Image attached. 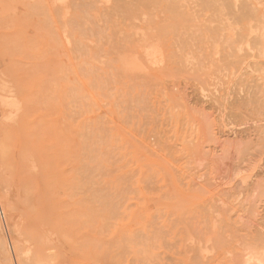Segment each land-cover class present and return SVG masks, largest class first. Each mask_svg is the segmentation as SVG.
<instances>
[{
  "label": "rangeland",
  "instance_id": "374dc122",
  "mask_svg": "<svg viewBox=\"0 0 264 264\" xmlns=\"http://www.w3.org/2000/svg\"><path fill=\"white\" fill-rule=\"evenodd\" d=\"M263 16L0 0V264H264Z\"/></svg>",
  "mask_w": 264,
  "mask_h": 264
},
{
  "label": "bare ground",
  "instance_id": "6f19581e",
  "mask_svg": "<svg viewBox=\"0 0 264 264\" xmlns=\"http://www.w3.org/2000/svg\"><path fill=\"white\" fill-rule=\"evenodd\" d=\"M119 1H120V0H119ZM141 1H143V0H141ZM154 1H155V0H154ZM181 1H182V0H181ZM203 1H204V0H203ZM224 2H225V1H224ZM98 3H99V2H98ZM136 3H137V2H136ZM140 3H141V2H140ZM142 3H143V2H142ZM147 3H148V2H147ZM174 3H175V2H174ZM172 4H173V3H172ZM172 4H171V5H172ZM176 4H177V3H176ZM196 4H197V3H196ZM228 4H229V3H228ZM73 5H74V3H73ZM140 5H141V4H140ZM171 5H170V7H172ZM191 5H192V4H191ZM223 5H224V4H223ZM231 5H232V4H231ZM121 6H122V5H121ZM174 6H176V5H174ZM183 6H184V5H183ZM252 6H253V5L249 6V4H246V3L243 4L242 7H239V6H238V9L241 8V9H239V11L241 10V12H240V13L238 12V15H240L241 20H242V18L246 19V18H245L246 16H248V17H250V16H251V17H252V16H256V17H257L256 12H255L253 9H251V8H254V9L256 10V8H255V7H252ZM71 7H72V5H71ZM163 7H164V6H163ZM167 7H168V6H167ZM170 7H169L168 9H170ZM203 7H204V6H203ZM250 7H251V8H250ZM121 8H122V7H121ZM136 8H137V7H136ZM146 8H147V7H146ZM176 8H177V6H176ZM210 8H211V7H210ZM74 9H75V8H74ZM148 9H149V8H148ZM138 10H139V8H138ZM215 10H216V9H215ZM74 11H76V10H74ZM121 11H122V10H121ZM124 11H125V10H124ZM171 11H173V10L171 9V10H170V13H171ZM201 11H202V9H201ZM205 11H206V10H205ZM118 12H120V10H119ZM122 12H123V11H122ZM139 12L141 13L142 11L139 10ZM166 12H168V10H167ZM125 13H126V12H125ZM152 13H153V12H152ZM197 13H198V12H197ZM258 13H259V11H258ZM141 14H142V13H141ZM228 14H229V13H228ZM228 14H227V15H228ZM127 15H129V14H127ZM150 15H152V14H150ZM185 15H186V14H185ZM230 15H231V13H230ZM129 16H130V15H129ZM173 16H174V15H173ZM187 16H188V15H187ZM216 16H217V15H216ZM260 16H261V15H260ZM123 17H124V14H123ZM149 17H150V16H149ZM151 17H152V16H151ZM175 17H176V16H175ZM175 17H174V20L170 19V20L172 21V23H173V21H175V19H177V17H179V16H177L176 18H175ZM231 17H232V16H231ZM263 17H264V16H263ZM152 18H153V17H152ZM152 18H151V19H152ZM233 18H234V17H233ZM180 19L182 20V18H180ZM186 19H187V17H186ZM186 19H185V20H186ZM252 19H254V18H252ZM257 19H258V18H257ZM129 20H130V19H129ZM149 20H150V19H149ZM259 20H260V19H258V22H261V21H262V23H263V20H262V19H261L260 21H259ZM177 21H178V20H176V21L174 22V26H173L172 23H171L172 25H170V24L168 23V29H169L170 27H171L170 29H172V28L174 27V30H175V28H178V26H177V25H178ZM186 21H187V23H189V22H188L189 20H186ZM217 21H218V20H217ZM223 21H224V20H223ZM179 22H180V20H179ZM213 22H214V21H213ZM239 22H240V21H239ZM162 23H163V22H161V24H162ZM233 23H234V22H233ZM159 24H160V23H159ZM176 24H177V25H176ZM179 24H180V26L183 25L182 23H179ZM169 25H170V26H169ZM175 25H176L177 27H176ZM162 26H164V24H163ZM191 26H192V25H191ZM184 27H185V26H184ZM192 27H193V26H192ZM254 27H255V26H254ZM160 28H162V27L160 26ZM166 28H167V27H166ZM162 29H163V28H162ZM185 29H186V27H185ZM177 30H178V29H177ZM177 30H176V33H177ZM182 30H183V28H182ZM220 30H221V29H220ZM73 31H74V30H73ZM161 31H162V30H161ZM185 31H186V30H185ZM187 31H188V30H187ZM194 31H195V30H194ZM223 31H224V30H223ZM158 32H160V31L158 30ZM208 32H209V31H208ZM170 33H173V32H169V34H170ZM162 34H163V32H162ZM174 34H175V33H174ZM163 35H164V34H163ZM166 35H167V34H166ZM166 35H165V36H166ZM160 37H161V36H160ZM174 37H176V36H174ZM197 37H198V36H197ZM154 38H155V37H154ZM244 38H245V37H244ZM150 39H151V38H150ZM190 39H191V38H190ZM201 39H202V38H201ZM201 39H200V40H201ZM237 39H238V38H237ZM202 40H203V39H202ZM181 41H182V39H181ZM77 42H78V41H77ZM148 42H149V41H148ZM75 43H76V42H75ZM182 43H183V42H182ZM184 43H185V42H184ZM184 43H183V44H184ZM155 44H156V43H155ZM180 44H181V43H180ZM77 45H78V44H77ZM156 45H157V44H156ZM80 46H81V44H80ZM119 46H120V45H119ZM74 47H75V46H74ZM120 47H121V46H120ZM183 47H184V45H183ZM116 48H117V47H116ZM154 48H155V47H154ZM156 49H158V47H157ZM156 49H154L155 52H156ZM184 49H185V48H184ZM190 49H191V48H190ZM117 50H118V49H117ZM119 51H120V50H119ZM180 51H181V50H180ZM82 52H83V51H82ZM99 52H100V51H99ZM127 52H128V51H127ZM157 52H158V51H157ZM157 52H156V53H157ZM83 53L86 54V52H83ZM83 53H82V54H83ZM151 53H152V52H151ZM151 53H150V54H151ZM184 53H185V52H184ZM153 54H154V52H153ZM157 54H158V53H157ZM188 54H189V53H188ZM92 55H93V54H92ZM101 55H102V53H101ZM93 56H94V55H93ZM98 56H100V55H98ZM149 56H150V55H149ZM149 56H148V57H149ZM158 56H159V55H158ZM95 57H96V56H95ZM151 57L153 58V55H152ZM154 57H155V56H154ZM96 58H97V57H96ZM104 58H105V57H104ZM158 58H159V57H158ZM150 59H151V58H150ZM166 60H167V59H166ZM182 60H183V59H182ZM125 63H126V61H125ZM120 65H121V63H120ZM126 65H127V64H126ZM94 69H96V68H94ZM99 71H100V70H99ZM167 71H168V70H167ZM163 72H164V71H163ZM93 74H94V73H93ZM93 74H92V75H93ZM95 74H96V73H95ZM86 75H87V74H86ZM85 78H86V77H85ZM85 78H84V79H85ZM103 79H104V78H103ZM91 84H92V83H91ZM93 85H94V84H93ZM90 86H92V85H90ZM94 87H95V85H94ZM91 89H92V88H91ZM101 89H102V88H101ZM105 89H106V88H105ZM82 90H83V89H82ZM92 90H93V89H92ZM103 91H104V90H103ZM103 91H102V92H103ZM108 91H109V90H108ZM100 92H101V91H100ZM95 96H96V95H95ZM137 101H138V100H137ZM137 103H140V102H137ZM92 104H93V103H92ZM19 107H20V106H19ZM101 122H102V121H101ZM98 125H100V124L98 123ZM100 131H101V129H100ZM122 132H123V131H122ZM91 133H92V131H91ZM97 133H99V132L97 131L96 134H97ZM101 135H102V134H101ZM104 135H105V134H104ZM79 136H81V135L79 134ZM97 136H98V135H96V137H97ZM105 136L108 137V135H105ZM94 137H95V136H94ZM97 138H98V137H97ZM99 138H100V137H99ZM108 138H109V137H108ZM92 139H93V138H92ZM95 139H96V138H95ZM93 140H94V139H93ZM117 140H118V139H117ZM100 141H102V139H101ZM118 141H119V140H118ZM94 142H95V141H94ZM96 143H97V139H96ZM101 143H102V142H101ZM90 144H91V143H90ZM93 144H95V143H93ZM98 144H99V142H98ZM99 145H101V144H99ZM104 146H105V145H104ZM104 146H103V147H104ZM82 147H83V146H82ZM94 148H95V147H94ZM95 150H97V149L95 148ZM98 150H99V149H98ZM252 151H254V150H252ZM91 152H92V151H91ZM242 152H243V151H242ZM255 153H256V152H255ZM105 154H106V153H105ZM243 154H244V153H243ZM102 155H103V153H102ZM248 157H249V156H248ZM101 158H102V157H101ZM95 159H96V158H95ZM95 159H94V161H95ZM229 161H230V160H229ZM89 162H90V161H89ZM92 162H93V161H92ZM99 162H100V161H99ZM97 166H98V165H96V167H97ZM83 167H84V166H83ZM94 167H95V166H94ZM104 170H105V168H104ZM87 171H88V170H87ZM92 171H93V170H92ZM106 171H107V170H106ZM88 172L90 173V170H89ZM96 172H97V171H96ZM91 173H92V172H91ZM94 174H95V173H94ZM94 174H93V175H94ZM93 175H91V176H93ZM89 176H90V175H89ZM96 177H97V176H96ZM98 177H99V175H98ZM102 177H104V176H102ZM93 178H94V177H93ZM114 182H115V181H114ZM114 182H113V183H114ZM111 183H112V182H111ZM148 185H149V184H148ZM91 187H92V185H91ZM260 188H262V187H260ZM259 193H260V192H259ZM262 193H263V192H262ZM205 195H206V194H205ZM112 202H113V201H112ZM90 205H91V204H90ZM108 205H109V204H108ZM209 211H210V210H209ZM214 238H215V237H214ZM214 238H213V239H214ZM217 238H218V237H217ZM217 238H215V240H216ZM1 241H2V239H1ZM216 241H218V240H216ZM217 243H218V242H217ZM217 243H215V244H217ZM220 244H221V243H220ZM217 245H218V244H217ZM217 245H216V246H217ZM125 247H126V246H125ZM219 247H221V246H219ZM0 250H1V249H0ZM3 250H4V249H3ZM190 251H191V250H190ZM199 258H200V257H199ZM5 259H7V258H5ZM12 260H13V259H12ZM195 260H196V259H195ZM201 260H202V259H201ZM205 263H206V262H205ZM190 264H191V263H190Z\"/></svg>",
  "mask_w": 264,
  "mask_h": 264
}]
</instances>
